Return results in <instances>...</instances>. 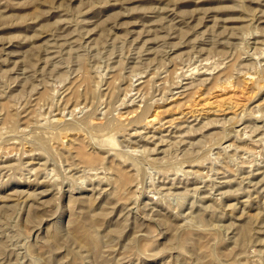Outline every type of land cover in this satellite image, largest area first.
Returning <instances> with one entry per match:
<instances>
[{
    "label": "rangeland",
    "instance_id": "rangeland-1",
    "mask_svg": "<svg viewBox=\"0 0 264 264\" xmlns=\"http://www.w3.org/2000/svg\"><path fill=\"white\" fill-rule=\"evenodd\" d=\"M0 264H264V0H0Z\"/></svg>",
    "mask_w": 264,
    "mask_h": 264
}]
</instances>
